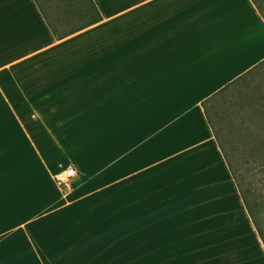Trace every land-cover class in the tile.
I'll return each mask as SVG.
<instances>
[{"label":"crops","instance_id":"obj_1","mask_svg":"<svg viewBox=\"0 0 264 264\" xmlns=\"http://www.w3.org/2000/svg\"><path fill=\"white\" fill-rule=\"evenodd\" d=\"M94 1L102 20L58 38L37 0H0V253L264 264L203 105L264 60V12L256 0ZM69 165L78 175L60 186ZM76 237L89 244H64Z\"/></svg>","mask_w":264,"mask_h":264},{"label":"rangeland","instance_id":"obj_2","mask_svg":"<svg viewBox=\"0 0 264 264\" xmlns=\"http://www.w3.org/2000/svg\"><path fill=\"white\" fill-rule=\"evenodd\" d=\"M256 2L264 12V0H256ZM48 4L50 5L51 2H48ZM47 10L51 12L49 8ZM259 71L260 73L254 75V79L252 76L250 77L252 78L250 85H244L237 90L230 91L225 98H220L210 105L209 113L225 152L234 158V167L243 175L245 185L252 189L253 196L258 198L259 202H262L258 208V215L260 223L264 227V172L262 171L264 167L260 161H254V158L250 154L252 150L245 144V141H248V135L244 131V127L247 124L252 121L255 122L253 112L254 102L264 96V67ZM119 224L117 222L98 223V229H113L117 228ZM64 244L87 245L89 244V239L87 237H76ZM76 257L81 256L67 253H0V264L56 263L58 261L75 260Z\"/></svg>","mask_w":264,"mask_h":264},{"label":"trees","instance_id":"obj_3","mask_svg":"<svg viewBox=\"0 0 264 264\" xmlns=\"http://www.w3.org/2000/svg\"><path fill=\"white\" fill-rule=\"evenodd\" d=\"M48 2H51V4L49 5ZM37 3L58 38H63L71 33L99 22L103 18L94 0H37ZM48 8L51 12L47 10ZM262 67H264V60L227 84L217 93L208 97L203 101V105L234 179L240 189L246 207L264 241V227L261 225L258 215V208L262 202H259V199L253 196L254 193H252V189L247 187L244 183L243 175L234 167V158L230 157V155L225 152L209 113L210 105L214 104L220 98H225L230 91L237 90L244 85H250L251 79H254V75L260 73L259 70ZM251 76L252 78H250ZM253 112L255 122L252 121L244 127V131L248 135V141H245V144L252 150L250 154L254 158V161H260L264 167V96L254 102ZM262 171L264 172V168Z\"/></svg>","mask_w":264,"mask_h":264},{"label":"built area","instance_id":"obj_4","mask_svg":"<svg viewBox=\"0 0 264 264\" xmlns=\"http://www.w3.org/2000/svg\"><path fill=\"white\" fill-rule=\"evenodd\" d=\"M77 175V169L73 165H69L59 169L54 174V179L60 186H67Z\"/></svg>","mask_w":264,"mask_h":264}]
</instances>
